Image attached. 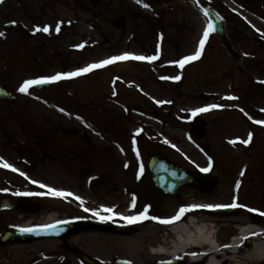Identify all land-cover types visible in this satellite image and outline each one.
Instances as JSON below:
<instances>
[{
	"label": "rangeland",
	"instance_id": "obj_1",
	"mask_svg": "<svg viewBox=\"0 0 264 264\" xmlns=\"http://www.w3.org/2000/svg\"><path fill=\"white\" fill-rule=\"evenodd\" d=\"M205 3L223 16L235 47L255 59L235 61L211 31L199 59L178 66L181 57L199 48L209 24L202 9ZM44 27L49 28L47 33L36 31ZM0 32L4 33L0 36V86L19 97L18 102H0V162L17 169L0 167V235L27 221L37 225L55 212L59 218L76 217L85 223L83 231L69 237L68 243L102 264H118L117 259L155 264L172 260L134 255L129 238L155 227L159 234L166 224L153 219L129 224L121 218L124 213L138 216L147 207L149 216L170 219L181 207L235 202L242 206L235 213L214 217L224 245L254 213L261 217L258 225L264 226L260 214L264 213V124L254 123L264 121V0H0ZM129 52L157 59L109 64L42 90L33 85L27 94L18 90L25 80L74 72ZM238 63L244 74L238 71ZM175 76L183 79L178 89L173 86ZM241 83H247L245 88H240ZM212 104L217 107L201 114L209 123L208 134L201 139L203 146L211 147L206 151L191 145L194 136L189 120L195 109ZM155 108L161 120L151 118ZM162 120L170 129L161 125ZM60 124L81 126L91 138L87 144L97 153L88 151L86 177L52 166V145L66 153L69 161L86 156L83 149L60 136L54 128ZM140 126L149 128L151 134L143 129L136 135L134 130ZM97 128L101 132L96 133ZM160 132L169 136V144ZM250 133L251 140L241 143ZM137 146L145 156L166 149L182 165L213 170L219 182L209 193L184 188L176 199L162 195L152 179L143 176L137 191L130 194L124 186L133 184L139 164ZM102 150L107 151V159L96 156ZM128 161L131 170L122 172ZM96 174L107 180L106 186L88 182L87 175ZM55 185L72 189L83 203L51 196L47 188ZM16 192L44 193L29 196L40 203L39 211L19 210L21 195ZM102 208L113 209L112 213L100 212L109 216L106 222L92 216V211ZM192 212L200 219L210 216L204 210ZM190 213L185 212L183 219ZM96 223L122 224L132 232L110 233ZM149 245L153 244L148 242L146 248ZM0 264L84 263L63 247L62 240L45 239L0 245ZM181 264L190 263L183 258Z\"/></svg>",
	"mask_w": 264,
	"mask_h": 264
},
{
	"label": "bare ground",
	"instance_id": "obj_2",
	"mask_svg": "<svg viewBox=\"0 0 264 264\" xmlns=\"http://www.w3.org/2000/svg\"><path fill=\"white\" fill-rule=\"evenodd\" d=\"M4 206H8L5 202ZM125 213L123 217H126ZM59 220L55 213L48 214L39 224H49ZM214 216L200 219L189 217L185 221L166 224L165 230L158 234V228L143 230L133 238L134 255L156 258H187L190 264H250L264 263V228L258 227L254 220L242 222L241 241L223 248L213 223ZM31 221L21 223L22 227L31 226ZM247 237V239H243ZM153 244L146 248V244ZM248 246V248H245Z\"/></svg>",
	"mask_w": 264,
	"mask_h": 264
},
{
	"label": "water",
	"instance_id": "obj_3",
	"mask_svg": "<svg viewBox=\"0 0 264 264\" xmlns=\"http://www.w3.org/2000/svg\"><path fill=\"white\" fill-rule=\"evenodd\" d=\"M205 12L207 13L211 24L213 25V31L216 35L222 40V42L226 45L228 50L233 53L232 47L226 37V30L224 27V21L220 16L216 14V12L208 5L204 7ZM49 84H41L36 85L38 88H42L43 86H50ZM6 99H16V97L4 88H0V100ZM201 129H204L206 123H200ZM152 166V173L155 180L156 185L160 190L163 192L175 195L177 192L178 186H194L199 188L202 191H210L213 186L216 184V180L209 177L203 171H189L187 169L177 167L172 164L162 153L157 152L151 162ZM174 175V176H172ZM213 214L218 215H229L235 211L232 207H225V208H215L209 210ZM32 228H40L32 227ZM21 228H9L3 236L0 238V244L7 243L9 241H30V240H39L51 237H59V238H66L70 234L74 233L75 231L79 230L80 227L78 224L75 223H61L58 227L54 230L45 231H36V232H21ZM113 232H121V233H128L130 230L125 229L123 227H114L108 229ZM74 252L84 261L85 264H99L98 261L87 255L86 253L74 250ZM126 261L118 260L119 264H125Z\"/></svg>",
	"mask_w": 264,
	"mask_h": 264
},
{
	"label": "snow or ice",
	"instance_id": "obj_4",
	"mask_svg": "<svg viewBox=\"0 0 264 264\" xmlns=\"http://www.w3.org/2000/svg\"><path fill=\"white\" fill-rule=\"evenodd\" d=\"M136 2L137 3H141V0H136ZM142 6L148 7L147 4H143ZM213 30H214L213 29V25L211 23H209L207 29L203 33V38L200 40L199 48L197 49L195 54L192 55V56H186L183 59L177 61L176 63L179 65V67L183 68L185 66V64H187V63H189V62H191L193 60L199 59V57L201 55V52H202V49H203V47L205 45V42L207 41L210 32L213 31ZM36 31H43V32L47 33L49 31V28L48 27H44L43 29H39L38 28V29H36ZM57 31H59V25H57ZM3 35H4V33L0 32V36H3ZM79 47H83V45H80ZM155 59H157V57H155V56L144 57V56H134V55L125 53V54H123L121 56H114V57H112V58H110L108 60L101 61L100 63H97V64H90L87 67L78 69L77 71H74V72H68V73H62V74L61 73H57L56 75L51 76V77H43V78H38V79L25 80L18 90L21 93L27 94L28 89L30 87H32L33 85L49 84V83H54V82H57V81H60V80L71 79L73 77L89 73L93 69L102 68L104 66H107L109 64L115 63L117 61L148 60L149 62H151L152 60H155ZM162 79H169V77H162ZM172 79L179 80L180 77L179 76H175ZM227 99H230V100L231 99H236V97L229 96V97H227ZM158 103H163V102H158ZM215 107H217V105H211L209 107L195 109L192 112V115L195 116V115H198L199 113L207 112L211 108H215ZM254 123L264 124V121H254ZM136 135H139V131L136 133ZM250 140H251V133L249 134L248 140H244V141H240V142L247 144ZM236 142L237 141H229V143H233V144H235ZM165 143H167V141H165ZM133 144H135V141H133ZM137 156H139L138 152H137ZM209 165H211V161L209 162ZM0 167L5 168V169H10L13 172L17 171V169L13 168L10 164L4 163V162H0ZM125 167H127V165H125ZM208 170H209L208 168L201 169V171H205V172L208 171ZM142 172H143V168L141 167L140 174H142ZM19 174L21 176L24 175V173H22V172L19 173ZM241 174H243V173H241ZM139 178H140V176L138 174L137 179H139ZM25 179H27V177H25ZM31 182L32 183H36V181H31ZM38 186L40 188H46V185H44V184H39ZM47 193L50 194L53 197H66V196L72 195L71 193H65V192L58 191L56 189L50 188V187L47 188ZM15 195H18V196H20V195H23V196H40V195H44V193H40V192H16ZM74 198L77 199V200L80 199L79 197H74ZM81 203H83V202L81 201ZM134 206H135V197H133V207ZM195 207H206V208L232 207V208H236V207H242V206L236 204L235 202H233L230 205H216V206L203 205V206H192L190 208L181 207L179 209L178 213L174 217H172L170 219H158L156 217H151V216H149L147 214L148 213V208L145 207L143 212H141L138 216H126V217H121V218L126 220L129 224L141 222L143 220H148V219L157 220V222L161 223V224H170V223H174L175 221L179 220L183 216V214L185 212L191 211ZM84 211L88 212L89 209L85 208ZM101 211L104 212V213H112L113 209L112 208H102L99 211H92V215L98 216L101 222H106L109 219V216L101 215L100 214ZM249 211H253V210L249 209ZM260 214L264 215V213H260ZM61 223H67V221H58L56 224L44 225V226H41L40 228H21L20 231L21 232H36V231H45V232H47L49 230L56 229L58 227V225L61 224ZM243 239H247V237H243ZM225 247H228V245H225ZM125 264H130V262H125ZM169 264H170V262H169Z\"/></svg>",
	"mask_w": 264,
	"mask_h": 264
},
{
	"label": "flooded vegetation",
	"instance_id": "obj_5",
	"mask_svg": "<svg viewBox=\"0 0 264 264\" xmlns=\"http://www.w3.org/2000/svg\"><path fill=\"white\" fill-rule=\"evenodd\" d=\"M246 60H248V58H246ZM242 83L240 84V88H241ZM59 129H62V133L67 134L65 137H71L74 134H79V131L74 130L72 128H69L67 126H58ZM169 156V153L166 152ZM66 156V159L64 158ZM53 161L55 162V164L58 165V167L62 168V169H66V167H63V164H65L68 161V155L60 150V149H55V154L53 155ZM173 160V159H172ZM143 168V172L142 174H140V177L144 178L143 176H147L151 178L150 175V169H149V165H148V161L144 160V162L142 163ZM131 167H126L124 172L126 171H130ZM136 172V170H135ZM134 175L136 176V173H134Z\"/></svg>",
	"mask_w": 264,
	"mask_h": 264
}]
</instances>
